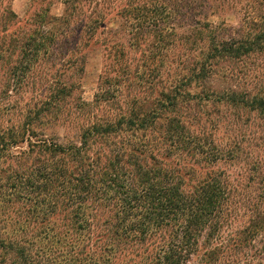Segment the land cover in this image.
Listing matches in <instances>:
<instances>
[{"label": "trees", "instance_id": "1", "mask_svg": "<svg viewBox=\"0 0 264 264\" xmlns=\"http://www.w3.org/2000/svg\"><path fill=\"white\" fill-rule=\"evenodd\" d=\"M114 2L120 7L116 15L133 25L131 36L121 42L116 31L105 30L106 11ZM63 4L66 26L80 25L77 41L72 26L52 41L41 30L43 20L37 22L14 40L11 80L31 70V60L51 46L54 53L69 45L64 54L75 55L98 28L100 34H112V41L101 45L114 74L105 70L101 84L110 81L116 88H102L95 103L118 102L124 83L126 89L139 85L130 81L124 61L131 49L158 59L167 52L177 70L166 79H143L150 81L153 96H133L124 110L119 108L122 112L93 120L74 139L33 134V119L42 112L35 104L24 110L21 124L12 128L15 133L0 131V264H187L201 239L212 261L230 246L260 250L264 264V156L248 151L264 148V96L226 84L233 77L227 64L264 52V2L253 0L243 12L246 32L230 38L206 21L205 13L216 12L205 0ZM86 4L90 10L93 6L88 13ZM12 18L17 17L10 11L0 39L10 33ZM178 25L186 27L185 36L177 37ZM65 87L52 97L63 99ZM9 91L14 88L2 93ZM208 121L215 130L226 123L244 132L212 134ZM244 159L254 177L241 187L225 165L244 164ZM238 218L243 225L229 246L219 248L215 240Z\"/></svg>", "mask_w": 264, "mask_h": 264}, {"label": "rangeland", "instance_id": "2", "mask_svg": "<svg viewBox=\"0 0 264 264\" xmlns=\"http://www.w3.org/2000/svg\"><path fill=\"white\" fill-rule=\"evenodd\" d=\"M205 1L216 12L208 14L204 11L206 21L216 27L221 37L241 36L246 32L248 25H245L243 22L245 18L243 12L251 8L249 6L253 4V0ZM262 1L264 2V0ZM114 3L106 11L107 15L104 19L105 30L111 29L116 31L113 35L121 42L131 36V26L133 25L132 20H128L123 14L116 15L117 11H120V7H118L116 2ZM83 7L85 13H88L93 8L92 6L90 10L87 4L83 5ZM10 11L17 18H12L10 21V33L5 34L0 39V55L3 57L0 58V131L5 128L12 130V134L14 132L13 126L21 124L25 114L24 110L35 104V107L41 108L42 112L41 118L33 119L36 122V129L33 134H44L46 137L58 136L62 141L74 139L75 135L78 134V130L93 120L111 117L117 112H122L120 110L122 106L124 110L126 102L132 100L133 96L136 95L142 98L150 95L153 96V91L149 87L150 81L144 82L143 79L147 77L151 79L154 75H159L162 79H166L167 77L174 76L177 70L176 63L170 61L173 57L167 52L163 53L164 57H160L163 61L161 62L158 59L159 57L148 56L147 51L144 49L142 51L141 48L139 50L131 49L125 56L124 61L129 63L130 66L128 71L130 81L133 78L134 83L139 85L135 86L131 84L126 89V83H124L125 86L117 94L120 100L118 102L107 103L99 99V102L95 103L96 95L101 92L102 88L109 87V92H112L116 88L113 82L110 81L101 84V80H103L102 75L105 70L110 75L114 74L108 65L110 64V60L105 57L103 46L101 45L103 40H110L112 34H105V32L104 34H100V28H98L97 34L85 42L82 50L78 49L75 55L71 56L69 52H66L68 55L64 54V49L71 47L69 45H63V47L54 53L53 46H51L50 52L39 56V59L36 61L31 60V70H23L21 76L11 80L9 68L12 60L15 59L14 40L19 39L20 41L22 37L27 35L29 30L37 26V22L43 20L44 24L41 30L46 32L45 37L48 36L52 41L53 38H60L68 26H72L76 30L75 37L72 40L77 41V36H79L77 34L81 31V28L77 23L66 26V21L62 19L64 15L63 0H3L0 4V26H5L4 22L6 24ZM55 19L57 20L54 21ZM183 33H187L186 27L178 25L177 37H182ZM149 40L148 37L145 38L142 48H147ZM175 50H179V46ZM227 65L226 69L233 73V77L232 81L227 80L226 84L237 86L239 89L250 90L252 93H261L264 96V52L243 57L239 61H236V63ZM134 69L136 72H134ZM217 84L221 83L217 82ZM63 85L67 89L66 96L63 99H59V101L52 96L56 89ZM8 88H14V91H9L7 94L2 93V90L4 91ZM126 92H128L127 96L125 95ZM207 107L212 108L211 106ZM211 111L215 112L214 110ZM227 114L229 115V113ZM244 118L246 119L245 116ZM254 123L257 124L258 120ZM206 124L207 131L212 134H242L244 132V128L238 126L236 128L228 127L226 123L225 126L221 123L222 126L219 127L220 131L215 130L209 121ZM196 130L200 132V126H197ZM117 134H124V132ZM248 151L253 157L257 154L262 157L264 156V148L253 146ZM245 162L246 159H244V164L225 165V168H230L234 183L240 184L241 187H244L246 182L247 184L248 182L251 183L249 177H254V175L249 173L250 171L247 169ZM246 190L249 189L246 188ZM241 193H244V189L241 190ZM243 223L244 219L238 218L231 223L230 227L224 228L218 239L215 240L216 244L221 245L219 248L222 249L223 246H229L230 238L236 236L238 229ZM252 250L249 248L243 250L241 248L234 249L230 246L224 247L223 251H219V255L212 261V259L207 257L209 246L201 239L197 245L195 254L187 264H227V261H232L231 264H235L239 260L241 264H245V262H248L247 264H263V260H260L258 257L260 250ZM245 254L247 255L244 256ZM251 255L255 257L250 262Z\"/></svg>", "mask_w": 264, "mask_h": 264}]
</instances>
